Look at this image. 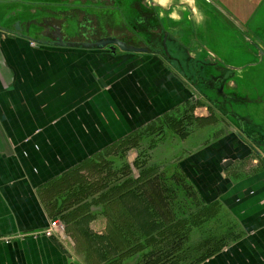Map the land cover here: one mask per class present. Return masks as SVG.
I'll return each mask as SVG.
<instances>
[{"label": "crops", "instance_id": "obj_1", "mask_svg": "<svg viewBox=\"0 0 264 264\" xmlns=\"http://www.w3.org/2000/svg\"><path fill=\"white\" fill-rule=\"evenodd\" d=\"M175 1L178 0H159L158 3L161 7L168 3L165 6V8L168 7L166 10L174 12ZM180 1L177 6L179 8L185 6V9H180V12L177 10V18L165 16L167 28H162L163 30L149 28L144 31L145 33L141 30L143 28H133L135 31H142V41H140L141 44L128 46H135L141 51H124L118 48L119 51H111L112 56L107 54L108 47H96L99 51H103L101 53L106 59L104 64L114 65V75L112 71L105 74L96 66H92L89 56L86 63L82 61L73 63L69 57L59 54V52L67 54L76 52L77 54H71L76 58L78 54L79 56L87 54L91 48H94L83 45L85 42H93L92 39H89L90 41L85 40L86 38L80 39L70 28L64 30L68 41L65 45L38 41L57 53L53 56L56 62L51 68L54 74L41 76L39 80L35 79L36 74L30 75L25 70L21 74L17 63L10 59L11 52L14 53L13 56L18 53L15 44L9 41L0 44V264H92L95 255L90 258V247L80 238V234L88 231L87 228L86 230L78 229L72 233L76 246L58 234L46 236L43 233V230L57 218L70 200L69 196H59V189L53 182L71 178L75 172L79 171V168H84L83 171H85V166L92 155L103 152L112 144L114 146L124 144L123 142L129 136L130 143L138 145L137 134L143 124H152L160 113H165L172 108L186 112V109L190 108L188 104L192 102L193 97H200L201 101L203 99L206 103V105L195 106L196 109H213L219 114L225 112L222 107L226 105V119L233 124L230 130L220 125L225 132L212 144L204 143L202 140L198 142L197 139L195 142L186 143L188 146L192 143L194 145L200 143L194 151L185 148L190 157L201 161L200 167L185 169L181 167L187 180L193 183L197 191L203 193L200 207L208 204L212 207H220L231 214L232 224L234 223L232 239L226 243L229 245L222 250H216L217 252L208 259L196 264H264V152L259 147V142L264 139V117H261L263 121L258 125L257 116L251 111L244 116L238 114L240 109H234L231 111V114H234L232 117L228 109L231 107L233 109L237 102L258 106L261 109L257 111L264 113V89L261 87L264 56L260 53L261 48L264 47V0H224L227 8L246 25V28H243L224 11L223 17L229 23L226 33H224L225 28L222 30L204 28L209 22L207 11L212 9L211 4L205 0ZM205 3L206 6L203 5ZM194 4L197 12H202L203 17L199 22L203 23L205 19L207 24L204 26L197 25L191 18L195 19L194 13L189 12ZM115 9L111 7L114 12H116ZM49 16L52 17V15ZM6 17L5 11L1 10L0 18L4 20V24H0V29L9 28L11 21L5 23ZM29 18L33 19L37 16ZM172 21L174 25L181 22L182 24L179 28H168ZM111 23L114 25L113 20ZM181 26L183 28H180ZM105 29L108 34L118 31L116 28L115 30L108 27ZM42 30L43 28H24L23 31L28 34L36 32L37 36ZM22 35L16 34L18 41L29 44L33 49L31 40ZM117 37L114 35V38ZM163 37L161 42L160 39ZM168 42L173 43L171 51H169ZM176 44L185 50V54L179 53ZM78 45L83 47H76ZM214 45L221 49V54L213 51ZM207 49L215 53L212 55ZM219 59L223 60L224 67L220 66ZM28 60L34 62L35 56H28ZM193 64L196 67V75L190 73ZM102 67L103 65L100 68ZM71 68L77 71H70ZM172 72L175 73V77L172 76ZM115 80L120 82V87L113 83ZM99 81L105 85L93 91L102 96L105 92L113 90V93L108 92L110 100L113 106H121V112L116 111V122L113 127L108 128L110 133L113 132L114 139H111L109 144L103 141L93 146L95 137L91 135L96 133L98 128H91L86 117L93 102L89 96L91 86ZM183 81H185L184 85ZM204 81H211L210 87H207L209 91L206 88L203 89ZM218 81L225 82L227 87L225 94H223L222 85H216ZM186 83H191L194 91L198 93L192 95ZM110 84H113L114 88L110 89ZM16 86L22 88L17 95H14L12 89ZM45 86L46 91L43 92ZM240 87L243 93H239ZM213 90H218L220 93L216 94ZM71 96L73 99L79 98V101L70 99ZM96 101H99L98 98ZM123 110L131 112L130 115L125 114ZM189 115H192V112ZM186 119L187 116L184 119H177V122L181 120L183 122ZM238 128L244 130L238 133L235 131ZM218 132L221 133L220 128ZM229 135H231L230 138H228ZM122 147L124 149V145ZM234 152L237 156H234ZM229 154L232 155L231 159L235 157L238 159L235 165L229 166L230 162L226 159ZM169 155L173 153L170 152ZM221 156L226 157L224 161ZM103 158L105 164L114 165L119 171L123 168L122 152H118L117 155L104 154ZM215 158L221 161L211 175L214 181L211 186L213 189H211H215L216 192L212 191L213 195H216V198H213L211 191L207 193L204 191V183L199 177L203 176L204 166L208 165L204 162L212 163ZM166 165L169 166V163ZM167 169L172 171L171 166ZM156 172L160 176L163 174L161 170ZM175 172L174 169L173 174H170L171 177ZM192 174L196 175V179ZM222 175L224 180L220 178ZM135 177L133 176L134 181ZM54 193H56L55 207L52 205ZM86 194L84 191L85 199L82 205L86 208L87 215L94 219L89 224L90 229H95L103 223L101 216H105L106 221L112 220V217L116 219L117 213L120 216L117 204L113 201L111 202L113 204L111 210H113L107 214L104 202L95 204V198ZM134 203H136L135 200L130 204L131 207ZM109 214L114 216H108ZM65 215L64 211L62 216ZM196 219L193 216L190 220L192 222ZM218 219L219 217H211L210 224H216ZM171 221V218H165L163 228L165 224L170 225ZM179 231V234L164 232L155 236L146 232L145 235L155 237L157 240L164 234H168L173 239L180 236L182 240L185 235L181 230ZM102 235L104 240L109 239L107 232L102 231ZM119 236H121L120 233ZM203 238L202 230L197 227L188 231L186 241L190 244L193 242L195 247L191 252L192 256L202 252L199 248ZM150 249L146 248L145 252ZM185 249L184 245L183 250ZM140 256V252L134 254L122 261V264H136ZM119 260L118 255L112 263L116 264Z\"/></svg>", "mask_w": 264, "mask_h": 264}, {"label": "rangeland", "instance_id": "obj_2", "mask_svg": "<svg viewBox=\"0 0 264 264\" xmlns=\"http://www.w3.org/2000/svg\"><path fill=\"white\" fill-rule=\"evenodd\" d=\"M0 1H2V3H0V11L2 10V12L4 10L7 11V10H12V9H15L18 7H23V6H25L24 3L28 2V1L38 3L39 5H37V6L39 7V9L37 12H35L33 7H30V6L26 7L25 11L22 10L23 14H25L26 18H29V17L34 16V15L43 16L44 13L48 12L47 14L52 15L55 18V20L58 22L63 21L62 18L64 20L65 19L69 20V22H71V28L70 29L72 32L77 34L76 37H78L80 39L86 38L85 40L92 39V41H94V42L99 41V40L106 38V37H114V35H116V36H118L117 39H120V40L126 42L127 45H133V44L138 45V44H141L140 41H142L141 40V37H142L141 32L142 31L141 32L135 31L133 28H143L141 30H143V32H144V31H147L149 28L155 27V25H156V23L151 22L150 17H148L147 15H141L143 10L149 11L148 7L150 8V5H151L150 0H146V1L145 0H136V1H134V3H131V5L129 2L130 0H122V2H121V0H103L102 1L101 5L106 4V5H109L111 7L116 6L115 7L116 12L111 10V8L108 9V7L102 8V6H101V8H98L96 6L95 7H89L88 5L79 6L78 8H76V9H78V12H76L75 11L76 9L74 7L70 8V7L66 6L65 4H63L62 2L60 3L61 0H0ZM154 2L158 3L159 0H154ZM180 2L181 1L179 0L178 4ZM92 3H94V1ZM27 4H29V3H27ZM163 5H162V7L165 8V6H167L168 3H167V5H164V6ZM203 5L206 6V3ZM162 7L159 8L158 11H160V13H159L160 16H162L164 18H165V16H169V17L173 16V17L177 18V16H176L177 10H179V12H180V9L181 10L185 9V6H182L180 8L179 7L174 8V12H172V11L168 12V10H166V8L168 9V7H166L165 9H163ZM123 8H124V10H123ZM135 8H138V12H140V13H138L139 17H137V12L135 11ZM61 9H64V12H65L64 17H62L59 14H58V17H56L54 15V12L55 11L60 12ZM108 10L110 12V15L108 14ZM189 12H190V14L194 13L195 19L193 17H191V15H190V17L195 21V23L197 25L203 24V26H204V24H207L205 22V19H204L203 23H200L202 21L199 22V20L202 19L203 15H202L201 11L197 12V9L195 8V4L192 5V9L189 10ZM76 13H78V14H76ZM131 15H134L135 19H132ZM111 20L114 21V25H112ZM171 20H174V19H171ZM223 20H224V18H218V17L216 18L215 17L213 19V21H214L213 25L218 30H222V28H225L224 33H226L227 27H226V23L222 22ZM86 22L92 25V28H90L91 30L82 27V24H84ZM137 22H139V23L137 24ZM183 23H185V21H183ZM0 24L1 25L4 24V20L2 18H0ZM136 24H137V26H136ZM180 24H182V22ZM180 24L174 25V22L172 21L171 26L168 28H179ZM106 26L108 28H113L114 30L116 28V29H118V31H116V33L110 32L108 34V32L105 29V28H107ZM12 28H14V27L5 28V29L1 28L0 29V44H2L3 42L6 43L8 41L12 44H15V48L18 50L19 54L17 53L16 55L13 56L14 53L11 52L10 53V55H11L10 59H12L14 62L17 63V65L20 68L21 74H23L24 70L26 72H28L30 75L36 74L35 79H37V80H39L41 78V76L43 77L44 75L52 76L54 74V72L52 71L51 68H52L53 64H55V62H56L54 60V57H53L55 54H57L56 51L50 50V49L46 48L44 45L39 44L35 39H32V38H35L33 35L29 36L28 33L25 32V34H27L28 37H30V38L32 37L30 39L31 40V46L34 48L31 49L29 44L18 41V39H17L18 37L15 35V31ZM156 28H160L161 30H163L161 26L156 27ZM180 28H183V27L181 26ZM109 30H111V29H109ZM161 32H163V31H161ZM110 35H113V36H110ZM163 39H164V37L161 38L160 41L162 42ZM130 40H131V42H129ZM11 41H15V42H11ZM172 45H173L172 42L171 43L168 42V46H170L169 51H171ZM76 47L82 48L83 46L78 45ZM177 47L179 48L178 49L179 53L185 54V52H184L185 50L183 48H180L178 45H177ZM223 47L225 48V44L223 45ZM214 49L217 51H221V49H218V47H216L215 45H214ZM90 50L91 51L87 54H83L81 56H79V54H78V57H76V58H74L71 55V54H77L76 52L71 53V54L59 52V54H62L63 56H65L67 58L69 57V59H71V61L73 60V63H77L76 61H82V62L86 63L88 61L87 58L89 56V58L92 61V63L90 62V64L92 66L93 65L96 66L99 71H103L105 74H109V72L112 71V75H114L115 74L114 65H112L110 63L104 64L106 59H105V56L101 53L103 51H99L96 47L91 48ZM107 50H108V48H107ZM119 50L120 49L117 48L116 51H119ZM207 50L212 55L215 53V52H212V50H209V49H207ZM111 51L112 50L107 51V54H110L113 56V52H111ZM38 52H40V53L38 54ZM28 56H35L34 62H30L28 60ZM59 56H61V55H59ZM77 58H78V60H77ZM110 60H112L111 57H110ZM219 61L221 62L220 66L224 67V65H222L223 60L219 59ZM101 65H103L102 68H100ZM191 66L192 67H191L190 73L192 75H196L195 65L193 64ZM108 67H110V69H106ZM72 68L69 70L70 71L73 70L74 72L77 71V70H74ZM95 72L97 73L96 70H95ZM198 73H199V71H198ZM171 74L174 77L176 76L174 72H172ZM22 76H24V75H22ZM19 82H23V81H19ZM209 82H211V81H204L203 82V89H205V88L207 89V87H210ZM113 83H115L116 85H118L120 87V82H117V80L113 81ZM103 84L104 83L100 82V81L94 83V85L91 86L92 90H90L91 92L89 95L91 97L90 100H93V102L91 103V109H90V112L87 114L88 117H86V119L89 121L91 128L92 127L98 128L97 132L91 135V137L92 136L95 137V139H93L94 140L93 146H95L97 142H103V141H105L109 144L111 139H114L113 132L110 133L109 132L110 130L108 131V128H111L114 126V124L116 122V111L120 110V108H121V106H119V105H118V107L113 106V104L110 100L111 97H109L108 92L113 93V90L105 92L104 93L105 95H102V96H99V94L96 91H93V89H96L97 87L101 88L103 86ZM182 84L184 85L185 81H183ZM186 84L188 86V91L192 95H193V93H196V94L198 93V91H196V92L194 91V88H193L191 83H186ZM216 85H218V86L221 85V81H218L216 83ZM240 86H242V82H240ZM261 87H263V89H264V72L263 73L261 72ZM21 88H22L21 86H16L15 88L12 89V91L14 90L12 93L14 95H17L20 92ZM45 88H46V86L43 87V89H44L43 92L46 91ZM112 88H114L113 84H110V89H112ZM225 88L227 89L226 85L224 84V86H222L223 94L226 93ZM110 89H108V90H110ZM247 89H248V86H247ZM213 91L216 94L220 93V91H218V90H213ZM238 91H239V93H243L242 87H240ZM40 93H42V92H40ZM204 94H206V93H204ZM96 98H98L99 101H96ZM70 99H73V97L71 96ZM73 100H75V102H76V100L79 101V98H74ZM126 104L129 105V103H126ZM199 104L206 105V103L203 101V99L201 101L200 97H195V98L193 97L192 102L190 104H188V107L190 106V108L186 109L187 113L185 111L183 112V111H181V109H177V108L176 109L172 108L165 113H160L158 118L152 124L149 125V124L145 123L142 125V127H140L139 133L137 134L138 145H135L134 143H130L131 137L129 136L127 138V140L123 142L124 144H122V145H124V149H123L122 145H120V144L115 145L116 147L112 144L108 148H105V150L103 152L96 153L95 155H92V157L89 158L88 164L85 166V171H83L84 168H79V171L75 172L73 174V176L70 175L71 178H69V179L65 178L62 181L59 179V182H53V184L57 185V187L59 189V196L66 195V196H69V199H70L66 203V205L62 208V210H61L60 214L57 216V218L53 221H57V224L59 226L58 230L62 233L63 238L66 241H70L73 246H76V245H75V239H74L72 233L73 232L75 233L78 229H83V228H84V230H86L85 228L88 229V231L83 232L84 234H82V235L80 234V236H81L80 238L83 239V243H85L86 245H88V247H90V254H91L90 258L92 257V255H95L94 262L92 261V264H114L112 262H114V260L119 255V253L122 252V248H123L122 239H123V237L119 236L118 232L111 230L112 227L114 226L113 221H112L113 218H112V220L108 219V221H106L107 220V219L105 220L106 217L101 216V217H103V218H101L103 223L100 226L96 227L95 229L89 228V224L94 219L87 215V210L82 205V203L85 199L83 197L84 191L87 193L86 195L89 194L95 198V204H98L100 202H104V204L106 205L107 214L110 211L112 212V210H113V209L111 210V208L113 207V204H111L112 201H113V203L117 204L116 205L117 210L120 211V213H126L125 210L127 208H129V205L132 202H134V200H136L135 197H132V196H135L133 194V192L136 191V189L134 187L135 181L133 180V176L137 177V174L140 172V168L144 162H148L147 164H153L154 162L160 161L161 163L158 166V170H161V172H163L162 175H165V179L167 178L168 181H170V179H169L171 177L170 174H173L175 168L179 172L183 173L181 167H183L184 169L187 167L188 168L200 167L201 161H199L198 159H193L185 151L186 150L185 148H189L191 151H194V149L197 148V146L200 143L197 145H194V143H192L193 145L191 144L189 146L186 145V143L195 142V140L197 139L196 141H198V142H200L202 140L204 143L206 142L207 144H210V143L212 144L213 142H215L218 139L219 136L221 137V135H223L225 132V130H223L220 125H224L225 127L229 128L228 130H230L232 128L233 124H231V122L226 119L227 118V114H226V108L227 107H226V105H224V107H222V108H224L223 110L225 112L218 114V112L216 110L214 111L213 109H211V110L206 109V108H202V109L197 108L196 109L195 106H197ZM219 104H220V102L218 103V105ZM228 109L230 110V115L232 117H234V114L233 113L231 114V111H234V109H240L239 110L240 112L238 113L240 115L246 116V113H249L248 111H251L253 113V115H256L258 125H260L262 123L261 121H263L261 119V117L262 118L264 117V113L257 111V110L261 109L258 106H253L252 104L235 102V107L233 109H232V107L228 108ZM197 111H198L199 115L196 114ZM120 112H121V110H120ZM123 112L125 114H128V115H130V113H131V112L125 111V110H123ZM191 112H192V115H189ZM201 114H203V115L205 114L206 116H200ZM155 115H157V114H155ZM185 116H187V119L183 120V122H185L184 126L187 123H189L188 126L191 125L189 128H187L188 126L182 127V124L177 123V119L178 120L180 118L184 119ZM144 117H146V116H144ZM218 128L221 129V133L218 132ZM196 130H197V132H196ZM241 130H242V128H241ZM198 131H200V132H198ZM235 131H238V130L235 129ZM230 133H233V132L230 131ZM230 137H231V135L228 136V138H230ZM95 140H97V141L95 142ZM148 142H150V144H145ZM125 143H130V144H125ZM238 148H239V144H238ZM118 152H122L123 168L121 169V171H119L114 165L105 164L104 163L105 160L103 158L104 154H106L107 156L108 155H117ZM170 152L173 153V155H169ZM234 156H237L236 152H234ZM224 158H226V157L221 156V159L223 161L225 160ZM231 158H232V155H230V154L228 155V158H226L230 162L229 166H232L231 164L235 165L236 164L235 162L238 160L236 157L233 159H231ZM172 160H175V161L172 162ZM213 160L214 161L212 163H210V161H209V163L204 162V164H208V165L204 166V169H205V170H203L204 174L202 177L200 176L199 179H200V181L202 180V183H204L203 184L204 191L206 193H207V191H211L210 193L212 196L211 195H208V196L216 198V195H213L214 193H212V191L215 192V189L212 190L213 187H211V186H213L212 184L214 182L213 178H211V175H212V171L215 172L214 169L217 167L218 164H220L219 162L221 160L216 159V158ZM167 163H169V166L166 165ZM171 163L173 166L171 165ZM170 166L172 167L171 172L169 171V169H167ZM151 174H152V172H151ZM192 175L194 176L193 178L196 177L195 174H192ZM128 177L132 178V181L128 182L127 181ZM190 178H192V177H190ZM220 178L222 180L223 175ZM159 180H161V179H158V181ZM207 180H208V182H207ZM200 181L198 180V182H200ZM156 186H158L157 182L154 184L151 183L149 186V189H147V188L145 189V191H144L146 194L145 199L146 200L150 199V201H152V198H150V196H153L156 199V203L159 204V201L156 198L157 194L155 193L156 192L155 190H157ZM110 189L112 191L111 193H110ZM123 189H125L126 191ZM127 191L129 192V194L127 195V199H124L123 195ZM149 192H150V195H149ZM55 195H56V193H54V196L52 197L53 207H55V205H56ZM202 196H203V193H201V191H197L196 195L194 197H189V201L196 204V207L198 209H200L202 207H200L199 203L201 204V202L203 201ZM73 198H74V200H73ZM147 202L148 201H146L144 203V205ZM152 204H153L152 202H149V205H148V207H151V209L153 208ZM164 206L165 205L163 203H160L159 205H157V209H156L157 214H154V216L150 215L152 220H154V221L157 220L155 222L156 225H160V223H162L166 218V216L164 215V213H165L164 211L166 208ZM214 208L215 209H221L220 207H214ZM64 211L66 212V215L62 216V213L64 214ZM149 214H150V211H149ZM229 215H231V214L228 213V216ZM211 217H217V214H214ZM89 229L91 231H89ZM102 231L104 233L107 232L109 234V238L111 240L107 241V240L97 239L99 236H103ZM158 233H159V231L157 230V228H155V229H152L147 234H151V235L153 234L155 236H158L159 235ZM145 236H146L145 234L142 235L143 239L145 238ZM93 238L96 240H94ZM155 240H156V238H155ZM90 242H93L94 244L92 245ZM111 242L114 243V246L117 247V249L119 251H116V249L113 247H109V244ZM228 245L229 244L224 245L219 250H222L225 246H228ZM137 247H138L137 242L131 244L129 246V248L126 249V251L121 254L120 260L118 262H116V264H122V261H124L127 258L131 257L132 255L136 254V252L138 251ZM100 248H104V250H100ZM215 253H213V254H215ZM82 254L84 255L83 252H82Z\"/></svg>", "mask_w": 264, "mask_h": 264}, {"label": "trees", "instance_id": "obj_3", "mask_svg": "<svg viewBox=\"0 0 264 264\" xmlns=\"http://www.w3.org/2000/svg\"><path fill=\"white\" fill-rule=\"evenodd\" d=\"M181 122L182 120L177 123L182 124ZM185 126L182 124V127ZM147 163L148 162H144L142 164L138 176L135 177L134 187L136 191L133 192L135 196L132 197H135L136 203H134L133 207L129 205L130 209L127 208L125 210L126 213H121L120 216L117 213L116 219L112 217L114 226L111 230L120 233L121 237H123V248L122 252L119 253L120 257L131 244L137 242L138 251L136 254L140 252L141 256L136 264H196L208 259L216 252V250L221 249L230 239H232L231 235L234 223L232 224L231 216H228L226 211L223 209H214L210 204L198 209L196 204L189 201V197H194L196 195L197 191L195 186L187 180L188 178L184 176L183 173L175 168L176 172L174 173V176L169 178L170 181H168L167 178L165 179V176H160L156 172L159 171L158 166L161 163L160 161L154 162L153 164ZM158 179L161 180L158 181ZM127 181L130 182L132 179L128 177ZM156 182L158 183V186H156L157 190H155V193L157 194L156 198L159 201V204L163 203L165 205L164 207L166 209L164 215L166 218L172 219V223L170 222V225L165 224L164 228L163 222L160 223V225H156L155 222L157 220L154 221L150 217V215L154 216V214H157L156 209L159 204L156 203V199L153 196H150L152 201H150V199H145V189H149L150 184ZM128 194L129 192L127 191L123 195V198L127 199ZM146 201L148 202L144 205ZM149 202L153 203L152 209L151 207H148ZM214 214H217L219 219L216 224L211 225L210 219ZM108 216L114 215L109 214ZM193 216L194 219H197L191 222L190 219L193 218ZM193 227L202 230L204 238L202 239V245L199 248L202 252H197L196 255L192 256L191 252H193L195 247L193 246V242L190 244L186 239L188 238V231L192 230ZM155 228H157L161 234L164 232L179 234V230H181L184 233L185 238L180 240V236H177L173 239L169 237L168 234H164L163 237H160L157 240H154L155 237L152 236H145L143 239V234L150 232ZM107 238H109V235ZM97 239L104 240V237L99 236ZM109 240L111 239H107V241ZM90 243L92 245L94 244L93 242ZM184 245L186 246L185 250H183ZM109 247H113L116 251H119L117 247L114 246L113 242L109 244ZM146 248L151 249L148 252H145ZM180 249L181 251H179ZM100 250H104V248H100Z\"/></svg>", "mask_w": 264, "mask_h": 264}, {"label": "flooded vegetation", "instance_id": "obj_4", "mask_svg": "<svg viewBox=\"0 0 264 264\" xmlns=\"http://www.w3.org/2000/svg\"><path fill=\"white\" fill-rule=\"evenodd\" d=\"M93 1H94V3H92ZM102 1L103 0H61L60 3L62 2L66 6H68L70 8L74 7L75 9L78 8L79 6H84V5H88L89 7H95L96 6L98 8H101V6H102V8L103 7H108V9L111 8V6L106 5V4L101 5ZM134 1H136V0H130L129 1L130 5H131V3H134ZM178 1H175L174 8L178 7L177 6ZM121 2H122V0H121ZM27 3H29V4H27ZM207 3L212 5V9L211 10L209 9L210 12L207 11L208 15H209V22H208L207 26H205L204 28H215L213 25V22H214L213 19L215 17L216 18L217 17L218 18H224L223 17V15L225 14L224 11L227 12L233 19H235L240 24V26H242L243 28L244 27L246 28V25L239 18H237V16H235V14L231 10H229V8H227L226 1H224V0H209V2H207ZM150 4H151L150 8L148 7L149 11L143 10L141 15H147L148 17L151 18L152 23H156L155 27H153V28L160 27V26L162 28H166L165 27V19H164V17L160 16V14H159L160 11H158L159 8H161L160 4L154 2V0H150ZM24 5L25 6H23V7H18V8L12 9V10H7V11L4 10L5 14H7L5 23L11 21L9 28L14 27L12 29L15 31V35L18 34L21 36L23 34L22 36H25L27 38H28V35L29 36L33 35L35 37V39L37 40V42L38 41L40 43L48 42V43H53V44L57 43V41H58L57 37L60 36L63 38V40L65 42L68 43V41L65 38L66 35H64L65 34L64 30H65V28H71V22H69V20H66V19L64 20L62 18L63 21L58 22L55 20V18L53 16L52 17L49 16L47 14L48 12L44 13L43 16L38 15L37 18H33V19L26 18L25 14H23V11L26 10V7H28V6L33 7L34 11L37 12L39 9V7L37 5H39V4L35 3V2L28 1V2H25ZM123 10H124V8H123ZM75 11L78 12V9H76ZM135 11L137 12V17H139L138 13H140V12H138V8H135ZM64 13H65L64 9H61L60 12L55 11L54 15L56 17H58V14H59L62 17H64ZM108 13H110L109 10H108ZM76 14H78V13H76ZM131 16H132V19H135L134 15H131ZM16 17H17V19H16ZM24 20H26V21H24ZM222 22L226 23V27H229V23H227V20L225 18ZM138 23L139 22H137V24ZM17 24H19V27H18L19 30L18 31H17ZM137 24H136V26H137ZM82 27L91 30L90 28H92V25L86 22V23L82 24ZM24 28H43V30L40 32L39 35L37 34V36H36V32L35 33L29 32L28 35L25 34L23 31ZM95 42H97V41H95ZM91 43H94V41ZM111 46L112 45H108L106 47L110 48L109 50H112ZM210 48H212V47H210ZM212 49H213V51H216L218 54H221L220 51H217L214 48H212ZM261 49L264 52V47H262ZM112 51H114V50H112ZM221 85L224 86L223 81H221ZM221 85H219V86H221ZM222 86H221V88H222ZM232 104H234V103L232 102ZM240 131L241 130L238 128V133H240ZM248 132H250V131L248 130ZM259 147L264 152V139H262V141L259 142ZM258 152L262 153L261 151H258Z\"/></svg>", "mask_w": 264, "mask_h": 264}, {"label": "water", "instance_id": "obj_5", "mask_svg": "<svg viewBox=\"0 0 264 264\" xmlns=\"http://www.w3.org/2000/svg\"><path fill=\"white\" fill-rule=\"evenodd\" d=\"M18 27H19V24H17V31L19 30ZM31 38L28 37V39H31ZM32 39H35V38H32ZM57 39H58L57 44H61V45L67 44V42H65L62 37L58 36ZM83 45H85L87 47L91 46V47H97V48H104L108 45H112L111 47H112V50H114V51H116L117 48H120L124 51H141V49H139L135 46H128L126 42H124L120 39L114 38V37L103 38V39L97 41L96 43L85 42ZM260 53L264 56V52L262 51V49H261Z\"/></svg>", "mask_w": 264, "mask_h": 264}, {"label": "built area", "instance_id": "obj_6", "mask_svg": "<svg viewBox=\"0 0 264 264\" xmlns=\"http://www.w3.org/2000/svg\"><path fill=\"white\" fill-rule=\"evenodd\" d=\"M205 1L209 2V0H205ZM58 229H59V226L57 224V221H51L50 225L47 228H45L43 233L46 236H52L54 234H58L60 237H62V233Z\"/></svg>", "mask_w": 264, "mask_h": 264}]
</instances>
